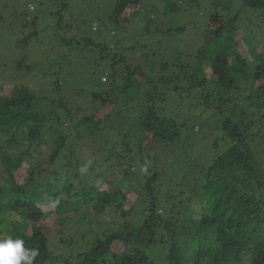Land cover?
<instances>
[{
  "label": "trees",
  "instance_id": "trees-1",
  "mask_svg": "<svg viewBox=\"0 0 264 264\" xmlns=\"http://www.w3.org/2000/svg\"><path fill=\"white\" fill-rule=\"evenodd\" d=\"M93 2L89 9L78 4L71 10L70 2L54 0L55 11L49 14L60 33L52 40L58 54L54 64L72 66L74 54L90 52L101 60L105 54L109 71L101 81L111 84L107 92L75 87L80 91L76 98L69 80L67 95L46 100L58 105L38 112L42 97L32 87L0 85V239L19 238L25 248L37 250L33 264L60 259L63 264H264V38L241 30L244 23L246 28L253 23L248 11L264 13V0H243L244 9L237 12L236 0L208 6L202 0H164L160 19L172 23L180 15L184 21L174 29H158L178 33L180 39L170 47L160 43L157 50H149L147 40L155 34L158 7L144 0H111L110 12H105L107 6ZM141 13L143 23L136 21ZM88 15L95 20L93 30L116 24L129 43L113 47L87 35L82 25ZM27 18L23 27H35L37 18ZM33 36L38 31L29 38ZM131 49L144 65L128 57ZM169 50L170 60L159 61L157 56L165 58ZM65 83L54 81V89ZM172 97L176 103L167 104L172 112L166 114L163 109ZM56 108L64 109L65 122ZM195 110L199 115L209 112L207 127ZM202 130L217 131L223 138L207 143ZM109 132L111 139L98 149H106L108 165L93 175L98 166L82 160L79 151L84 140L97 141L92 136ZM42 144H51V151L40 152ZM68 148L73 151L66 164L72 169L63 174L45 168ZM116 169L118 178L108 176ZM132 175L142 189L126 180ZM131 192L137 199L130 198V208H125L122 203ZM90 203L98 218L108 205L114 211L113 205L124 221L115 224L108 218L112 226L101 223L95 240H89L88 224L100 223L98 218L87 222L80 213ZM138 205L143 217L133 224L129 217L136 216ZM66 223L79 228H72L75 237L62 243L75 249L87 246L76 257L64 258L51 249L52 232Z\"/></svg>",
  "mask_w": 264,
  "mask_h": 264
},
{
  "label": "rangeland",
  "instance_id": "rangeland-1",
  "mask_svg": "<svg viewBox=\"0 0 264 264\" xmlns=\"http://www.w3.org/2000/svg\"><path fill=\"white\" fill-rule=\"evenodd\" d=\"M67 2H70L71 4L70 9H74L79 5L84 7V9H89V4L92 5L93 1H98V4L101 6H107L104 7L103 10L105 12H110V7L112 5L111 0H66ZM151 7H158L157 11V18H155V23L153 24L152 31L155 33L153 35V39L151 41L147 40V44L149 45V50L154 49L156 46V50L158 49V46L160 43L162 46H172L171 44L177 40L179 37L178 33H176L174 36H171V34L163 33L162 31H158V29L162 30L169 25L170 29H174L183 23L184 19H181L180 15L176 17L175 22H167V20L164 18L160 19L159 15H161L162 11L160 10L161 7L164 5V0H144V2H147ZM4 2V3H3ZM217 0H202L203 6H208V4L216 3ZM243 3V0H236V12L238 11V8L241 9V5ZM54 0H0V85L1 86H7V85H20V86H28L32 87L36 93L42 97V100L40 104L37 105L38 112H44L47 110H52L55 108L58 103H46V100H52L56 101L59 98L67 95L68 88V81L71 80V95L77 98V96L80 94L81 88H88L90 91H97L105 93L111 86L110 83H102L101 78L102 76L107 72L108 66H107V60L106 55L103 54L104 60H101V55L99 56H92L89 53L84 54H74L72 55L73 64L72 66H69L66 64H62V62H58L57 64H54L56 61V50L53 49V42L52 40L56 38V35L58 37L60 36V33H56L54 26L56 25V20L51 19L49 12L55 11L54 6ZM9 8H7V7ZM35 7V10L30 11L29 8ZM96 6V4L93 2V7ZM151 7H145V10H149ZM244 9V8H242ZM77 10V9H75ZM98 8H94L92 13L95 15L94 12L97 13ZM250 10V9H247ZM82 10H79V12ZM84 13L86 11H83ZM249 13H246V16L249 18L251 17V21L253 22L250 26V28H246V23L241 27V30L245 29L247 31L254 30L255 33L259 35V38H264V13L262 12L258 14H252L250 11ZM81 14V12L79 13ZM145 15L141 13L136 18V21H140L143 23L145 20H143L142 16ZM37 18V24L34 27L33 25L27 24L25 27H23L26 24L27 17ZM141 16V17H140ZM87 20L86 24H83V32H85L87 35L93 37L94 39H101L102 41H105L115 47L118 45V43L128 44L129 40H125L127 37V33L122 30L121 26H118L116 24L111 25H103L98 28V30H93L92 23L95 21L92 19L91 15L86 16ZM134 19V16L131 18V20ZM246 19V18H245ZM28 21V20H27ZM177 24V25H176ZM120 27V28H119ZM169 29V28H168ZM128 30V29H126ZM240 30L239 35L241 36L243 31ZM36 31H38V36H33L29 38V36L34 34ZM114 32V33H113ZM135 33L137 31H134ZM190 34H192V30L190 31ZM62 37H64V34L62 33ZM72 36H70L71 38ZM178 38L177 42L179 43ZM141 42L144 43L141 39ZM122 50H125L127 48L122 47ZM136 48L138 46L136 45ZM135 48V49H136ZM22 49V52L20 51ZM135 49H131L129 53L127 54L129 58H133L134 61H137V58L142 62V65H144V60L141 59L140 56H136L134 54L139 55L137 52H135ZM139 52V51H138ZM137 57V58H136ZM49 58V60H48ZM159 61L163 60V62H167L171 58V51L169 50L167 56L164 58L160 55L157 56ZM153 61V58L149 61V63ZM27 66H31L33 70L27 69ZM109 71V70H108ZM155 72H158V70H155ZM65 77V78H64ZM63 83V81H66L64 87H58L60 88L59 91H56L53 86V82L60 81ZM77 81V84H76ZM247 83L246 81H244ZM78 87L79 90H75L74 88ZM242 93H248V89L245 92ZM56 95V97H54ZM114 96V94L112 95ZM175 98H170L167 100V103L165 104L166 108L164 112L167 114H170L171 108L167 107L168 103H173L172 105H175L176 102H174ZM242 96L237 95L236 101H241ZM171 105V106H172ZM73 107V106H72ZM83 109L85 110V106H83ZM56 111L59 112L60 116L63 118V122H65V116L63 115L64 109L56 108ZM194 111V110H192ZM84 112V111H83ZM195 112L198 114V110H195ZM54 114V112H53ZM199 115V114H198ZM211 115V114H210ZM199 119L201 118L204 122V125L207 127V123L209 121V112L207 114V111H203L199 116ZM213 123V122H212ZM50 124V123H49ZM48 124V127H49ZM70 123H66V125H69ZM65 125V126H66ZM53 127H56V124H52ZM114 127L117 129L116 124H114ZM119 127V125H118ZM70 130L68 127H66V131ZM106 130V129H105ZM201 130L197 128V131ZM116 131V130H115ZM113 131V132H115ZM202 137H207V143L214 142L215 139H217L219 136L223 138V134H220L217 131H209V130H202L199 133ZM45 136L52 141V137L49 136V133H45ZM112 136V133H111ZM110 132L108 135L105 136H97L94 135L92 138H98L97 141H92L90 139L84 140L82 151H79V154L82 156L84 160H87L86 162H95V164L98 166L97 170L95 172H92L96 174V172L100 173L101 170H106V166L108 164H105L104 157H105V150L102 151V153L98 150L103 148V144L105 143V139H111ZM94 142L97 143L96 146H94ZM51 144L45 145L42 144L39 151L45 152V151H51L50 148ZM162 146V145H161ZM159 145L160 151L164 150V146L161 147ZM69 151H73V149H66L65 155L60 157L55 163L50 164L46 166L45 168L49 170H53L55 168H58L61 170L63 174H65L66 170L72 169L73 165L68 166L66 162H70L69 157ZM38 154V152H36ZM66 157V159H64ZM264 157V156H263ZM47 158H49V155L47 154ZM72 158V157H71ZM40 159H43L42 156H40ZM82 159V160H83ZM74 160V158L72 159ZM75 161V160H74ZM113 161H111L112 163ZM114 164V162H113ZM75 165V164H74ZM87 166V165H86ZM90 166V163H88V166ZM53 168V169H52ZM91 168V167H90ZM108 176L113 175L114 178H118L121 173H118V170L116 171H109L107 172ZM106 177V176H105ZM104 180V176L101 178ZM102 180H96L97 186H102L103 181ZM127 181L132 183V186L134 188L142 189V184H140V181L136 175H132L131 177L126 178ZM77 184V183H76ZM76 186H73V188ZM78 188V186L76 187ZM127 200L122 203V206L125 208H130L128 205V200L131 198V200L134 202L136 201L137 197L132 192L130 194H127ZM48 199V198H46ZM69 199V198H68ZM112 208L114 211L110 209V206L106 208L103 215L100 214V217L98 218L99 214L94 209L93 203H90L88 205H84L81 209V214L86 215V221H90L91 218H98L95 222H100L99 225L96 223H93L92 226L88 224L90 230V234L88 239L94 241L96 238V235L99 234V229H101V223L104 226H112L109 223H111L110 219L115 224H120L124 220L121 219L120 214L118 211H115L114 206L112 205ZM142 209L143 206L138 205L135 208V211L133 214L136 216L131 215L129 217V220L132 221L133 224L136 222L141 221L143 215H142ZM48 212V210H45ZM161 212V211H160ZM98 214V215H97ZM130 221V222H131ZM136 221V222H135ZM74 228L75 230L79 228L78 225H73L72 223H66L62 227L59 226L54 230L51 234V240L53 246L51 249L54 253H62V257L68 258L69 255L73 254L75 257L77 256V253L85 250V248L82 249H75L72 247H69L67 244L68 242L62 243L61 239H64L66 241H69L70 238L74 235ZM114 229H118V227H114ZM6 230V229H5ZM86 229L81 233H84ZM7 235V234H6ZM75 237V235H74ZM77 237V236H76ZM63 259H60L56 264H63ZM160 264H169L167 261H160Z\"/></svg>",
  "mask_w": 264,
  "mask_h": 264
},
{
  "label": "clouds",
  "instance_id": "clouds-1",
  "mask_svg": "<svg viewBox=\"0 0 264 264\" xmlns=\"http://www.w3.org/2000/svg\"><path fill=\"white\" fill-rule=\"evenodd\" d=\"M37 255V250L25 248L22 239L11 236L0 239V264H33Z\"/></svg>",
  "mask_w": 264,
  "mask_h": 264
}]
</instances>
